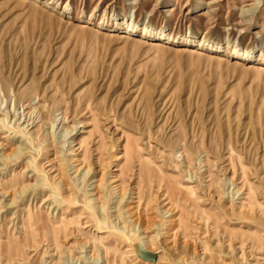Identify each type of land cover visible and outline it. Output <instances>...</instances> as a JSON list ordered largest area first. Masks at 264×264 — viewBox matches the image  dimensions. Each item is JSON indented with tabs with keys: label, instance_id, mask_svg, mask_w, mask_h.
Segmentation results:
<instances>
[{
	"label": "rangeland",
	"instance_id": "374dc122",
	"mask_svg": "<svg viewBox=\"0 0 264 264\" xmlns=\"http://www.w3.org/2000/svg\"><path fill=\"white\" fill-rule=\"evenodd\" d=\"M263 67L264 0H0V264H264Z\"/></svg>",
	"mask_w": 264,
	"mask_h": 264
},
{
	"label": "bare ground",
	"instance_id": "6f19581e",
	"mask_svg": "<svg viewBox=\"0 0 264 264\" xmlns=\"http://www.w3.org/2000/svg\"><path fill=\"white\" fill-rule=\"evenodd\" d=\"M24 2V1H23ZM27 2V1H26ZM32 4H33V1H32ZM144 39V38H143ZM142 39V40H143ZM162 45H164V43L162 42V41H159L158 42V44H156V47H158L159 48V46H162ZM191 49V48H190ZM184 51V50H183ZM197 51V50H196ZM201 54V56H205L204 55V53H200ZM242 57H244V58H246L245 57V55H242ZM247 60V59H246ZM261 70H262V72H264V67L263 68H261ZM17 150V149H16ZM14 153V152H13ZM22 154H23V151L22 150H20L19 149V151L17 150L16 151V154H15V156L14 157H10V156H7V155H5V154H3V157H4V159L6 160V161H8V160H13L14 158H18L19 159V157L20 156H22ZM12 155V154H11ZM1 158V157H0ZM3 160V159H2ZM100 188V187H99ZM26 189H28L27 187H26ZM29 189H30V187H29ZM32 190V189H31ZM22 192H24V191H22ZM21 192V193H22ZM6 196V195H5ZM125 198H126V195H122L121 196V198H120V200L117 202L118 204V207H117V209L119 210L120 208H119V206L120 205H122L124 202V200H125ZM123 202V203H122ZM18 203V202H17ZM122 203V204H121ZM12 204H16V201H13L12 203H11V205ZM101 209H103V206H101L100 207ZM128 208L130 209V207L128 206ZM116 209V208H115ZM126 211V210H125ZM171 211H173V210H171ZM171 211H166L167 212V214H169ZM128 212V211H127ZM172 214V213H171ZM170 214V215H171ZM171 217V216H170ZM135 218V217H134ZM181 218V217H180ZM99 219V222H98V227H100V229H105L106 228V226H105V223H104V220L102 219H100V218H98ZM117 219H118V217H117ZM119 221V220H118ZM139 221V220H138ZM176 221H178V219L177 220H168V221H165L166 223L167 222H169V223H171V224H175V222ZM73 222V221H72ZM125 222V221H124ZM140 222V221H139ZM164 222V221H163ZM180 222V221H179ZM178 222V223H179ZM114 223V222H113ZM165 223V224H166ZM168 223V224H169ZM138 224L139 223H137V224H135L134 226H133V228L135 229H133L135 232H133V235L132 236H134L135 237V239L134 240H131V237H129V236H127V234L125 233V228L124 227H120V226H115L114 227V231L115 232H117L119 235H121L124 239H126L128 242H130V244H131V246H132V248H134L135 250H136V252H137V254H138V256L139 257H141V258H145L146 259V261L147 262H153V263H156L157 262V259H158V257H156V255L155 254H152V253H150L149 251H151V249H153L154 247V245H153V241H155V237L157 236V237H159L160 236V233H157V235L151 240V239H149V238H145V237H143V236H141L140 234H138L139 233V231L141 230H139L138 228H139V226H138ZM167 225V224H166ZM155 226H158V227H161V229H162V226H164V224L163 223H159L158 225H155ZM167 229V228H166ZM132 230V231H133ZM159 230V229H158ZM131 231V232H132ZM132 234V233H131ZM145 234V233H144ZM143 234V235H144ZM145 236V235H144ZM189 239V238H188ZM185 240V239H184ZM135 243H137V244H135ZM172 243V242H171ZM203 243V242H202ZM87 244V243H86ZM204 244V243H203ZM185 245H188V240H185ZM34 247V246H33ZM93 247V246H92ZM200 247V246H199ZM206 246H204V248L202 249L203 251L205 250L206 251ZM131 249V248H130ZM161 249V248H160ZM237 249V248H236ZM236 249H234V250H236ZM87 250V249H86ZM127 251H129V250H127ZM146 251H148L149 253H147ZM197 251V249H195L194 250V252H196ZM200 251V250H199ZM208 251V250H207ZM239 251V250H238ZM95 255V254H94ZM99 255V254H98ZM102 256V255H101ZM242 256V255H241ZM89 258V257H88ZM243 258H246V256H245V254L243 255ZM262 258V257H261ZM90 259L93 261V264H101V261L103 260V258H100L99 256H93V255H91V257H90ZM254 259H255V257L254 256H250V260H253L254 261ZM263 261H264V258L262 259ZM82 261V260H81ZM103 262V261H102ZM63 264H67V261L66 262H64ZM108 264V263H107ZM256 264H259V263H256Z\"/></svg>",
	"mask_w": 264,
	"mask_h": 264
}]
</instances>
